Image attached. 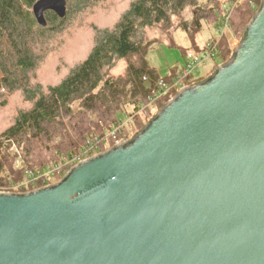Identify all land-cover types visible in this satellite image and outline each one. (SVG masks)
<instances>
[{
    "label": "water",
    "instance_id": "95a60500",
    "mask_svg": "<svg viewBox=\"0 0 264 264\" xmlns=\"http://www.w3.org/2000/svg\"><path fill=\"white\" fill-rule=\"evenodd\" d=\"M65 0L35 6L39 22ZM232 57L59 182L0 192V264H264V0Z\"/></svg>",
    "mask_w": 264,
    "mask_h": 264
},
{
    "label": "trees",
    "instance_id": "16d2710c",
    "mask_svg": "<svg viewBox=\"0 0 264 264\" xmlns=\"http://www.w3.org/2000/svg\"><path fill=\"white\" fill-rule=\"evenodd\" d=\"M42 1L51 0H0V107H6L17 93L23 95L26 104L0 134V191L22 184L26 170L57 166L60 170L56 176L63 179L73 168L68 163L83 156L87 149L93 147L102 153L117 141H127L120 118L125 108L134 107V121L140 124L137 113L155 99L158 82L163 79L173 85L180 75L172 73L161 78L151 68L147 56L156 42L148 39L147 30L160 26L169 31L173 19L182 18L191 9L192 20L183 19L178 28L195 40L204 23L218 25L228 18L231 26L233 17L225 13V4L235 0H133L117 23L95 29L94 46L87 58L59 83L48 86L34 80L44 61L42 44L49 33L64 23L70 5L76 4L80 11L108 0H65L66 17L60 18L48 9L43 14L45 25L34 11ZM261 1L247 0L240 5L238 22L243 21L244 33ZM220 53L223 63L233 55L219 47ZM121 61L127 63L124 74L111 75ZM204 79L192 76L183 83L189 86ZM177 93L174 90L161 97L157 105L162 109ZM116 128L119 130L113 137ZM37 183L41 186L40 181ZM36 186L32 183L27 188L33 190Z\"/></svg>",
    "mask_w": 264,
    "mask_h": 264
},
{
    "label": "rangeland",
    "instance_id": "374dc122",
    "mask_svg": "<svg viewBox=\"0 0 264 264\" xmlns=\"http://www.w3.org/2000/svg\"><path fill=\"white\" fill-rule=\"evenodd\" d=\"M132 1L108 0L80 11H77L76 4H72V7L70 5V12L64 23L58 24L49 33L46 42L42 44L45 48V57L36 73L34 82L48 86L57 84L64 79L73 67L87 58L94 46L95 29L113 26L117 23ZM245 1L247 0H235L232 3L225 4V7H227L225 13L228 11L227 13L233 17L231 26L228 23V18L218 23V25L211 21L204 23L202 31L196 36L195 40H191L185 32L178 28V24L183 19L186 21L192 20L191 9H188L182 18H174L173 27L169 31H164L160 26L148 29L145 33L148 39L156 42L147 56L151 68L156 70L161 78L169 77L172 73H181L188 62L187 54L202 51L210 44H213L218 52L220 47L225 54L228 52L233 54L243 38L245 26L243 21L238 22V14L240 5ZM237 23L239 24L237 25ZM172 44L174 46H171ZM221 53H218L208 60L205 65L196 69L193 77L195 79L197 77L200 79L209 77L215 69L223 64ZM126 67L127 63L125 61L119 62L116 68L112 70L111 75H123ZM24 106L26 104L23 95L17 93L9 99L6 107H0V134L12 123L18 109ZM161 107L160 104L157 105V102L143 106L142 110L137 113V116L140 117V124L134 121V107H126L120 118L122 119L121 127L125 128V134L128 135V138L131 139L144 128L149 120L160 111ZM107 147L109 146L107 145ZM21 163L20 161L17 165L20 166ZM10 187L11 185L3 189H9Z\"/></svg>",
    "mask_w": 264,
    "mask_h": 264
},
{
    "label": "built area",
    "instance_id": "2783aa9c",
    "mask_svg": "<svg viewBox=\"0 0 264 264\" xmlns=\"http://www.w3.org/2000/svg\"><path fill=\"white\" fill-rule=\"evenodd\" d=\"M218 53V50L213 44H210L206 49L202 51L188 53V62L184 70L180 73L179 77H177V79L174 81L173 85L167 84L163 79L158 82V90L156 91L155 99L152 100V102H156L161 97L171 94L174 90L180 91L183 87L186 86L184 85L183 81L188 77H192L196 69L200 68L202 65H205L208 60L212 59V57L216 56ZM144 80L147 81V78L145 77ZM117 130H119V128H116L111 133L113 137H115ZM118 144H120V142L117 141L116 145ZM98 154L100 153H98L95 148L91 147V150L87 149L83 156H78L72 159L68 164L72 165V167H75L79 163ZM59 170L60 167L57 166H48L45 169L38 171L26 170L25 179L22 184L14 186L11 185L9 189L0 192L26 193L27 191L29 192L41 187L53 185L61 180L56 176V173H58ZM39 181L41 183V186L37 183ZM32 183L37 186L33 190H28L27 187H29Z\"/></svg>",
    "mask_w": 264,
    "mask_h": 264
},
{
    "label": "crops",
    "instance_id": "0c3cea01",
    "mask_svg": "<svg viewBox=\"0 0 264 264\" xmlns=\"http://www.w3.org/2000/svg\"><path fill=\"white\" fill-rule=\"evenodd\" d=\"M178 74H179V73H178ZM197 78H199V77H197ZM197 78H196V79H197Z\"/></svg>",
    "mask_w": 264,
    "mask_h": 264
}]
</instances>
